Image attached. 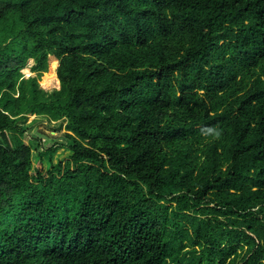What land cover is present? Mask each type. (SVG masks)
<instances>
[{
  "label": "trees",
  "instance_id": "trees-1",
  "mask_svg": "<svg viewBox=\"0 0 264 264\" xmlns=\"http://www.w3.org/2000/svg\"><path fill=\"white\" fill-rule=\"evenodd\" d=\"M0 264H264V0H0Z\"/></svg>",
  "mask_w": 264,
  "mask_h": 264
},
{
  "label": "rangeland",
  "instance_id": "rangeland-1",
  "mask_svg": "<svg viewBox=\"0 0 264 264\" xmlns=\"http://www.w3.org/2000/svg\"><path fill=\"white\" fill-rule=\"evenodd\" d=\"M33 64H34V61L30 60L29 65L23 69V72L28 77L30 75L38 76L40 78V85L43 87V85L41 84V81H42L44 72L43 71L32 72L31 66ZM27 70H30L31 72L29 73ZM49 70H50V57H49L48 71ZM59 87H54L51 89H47L44 87L43 88L51 91L54 89H59ZM66 124H67L66 120L52 122L46 117L31 115L28 121L25 122L24 126L26 127L25 140H26V143H29L31 145L33 149V156L37 157L39 154H42L44 157H47L49 148H51L54 145H57L58 143L60 144L67 143L69 140L67 139V136H66V133L68 132V130L66 129ZM211 141H212L211 138H205L203 145H206L210 143ZM183 245H184L182 249L183 253L192 249V245L188 243L187 239L183 241Z\"/></svg>",
  "mask_w": 264,
  "mask_h": 264
},
{
  "label": "bare ground",
  "instance_id": "bare-ground-1",
  "mask_svg": "<svg viewBox=\"0 0 264 264\" xmlns=\"http://www.w3.org/2000/svg\"><path fill=\"white\" fill-rule=\"evenodd\" d=\"M59 66V59L51 55L50 56V70L47 72H44L41 84L43 85L44 88L51 89L54 87H59L60 86V79L58 78L57 75V68ZM29 73L31 72L30 70H27Z\"/></svg>",
  "mask_w": 264,
  "mask_h": 264
},
{
  "label": "clouds",
  "instance_id": "clouds-1",
  "mask_svg": "<svg viewBox=\"0 0 264 264\" xmlns=\"http://www.w3.org/2000/svg\"><path fill=\"white\" fill-rule=\"evenodd\" d=\"M217 135H219V133H217Z\"/></svg>",
  "mask_w": 264,
  "mask_h": 264
},
{
  "label": "water",
  "instance_id": "water-1",
  "mask_svg": "<svg viewBox=\"0 0 264 264\" xmlns=\"http://www.w3.org/2000/svg\"><path fill=\"white\" fill-rule=\"evenodd\" d=\"M30 76H32V75H30ZM60 88V87H59Z\"/></svg>",
  "mask_w": 264,
  "mask_h": 264
}]
</instances>
